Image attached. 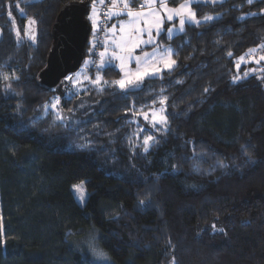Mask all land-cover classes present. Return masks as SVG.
<instances>
[{"label": "trees", "instance_id": "16d2710c", "mask_svg": "<svg viewBox=\"0 0 264 264\" xmlns=\"http://www.w3.org/2000/svg\"><path fill=\"white\" fill-rule=\"evenodd\" d=\"M80 1L20 0L26 17L38 22L37 41L22 35L17 43L8 4L22 33L27 19L16 10V0H0V73L19 77L0 80V218L6 240L0 264H82L93 238L111 264H171L173 257L175 264H264V62L236 67L248 49L264 43L259 14L264 2L197 6L201 18H222L187 25L172 40L161 35L178 53L173 57L178 66L162 80L146 79L142 90L127 94L115 86L101 93L85 81L81 87L87 91L69 98L80 86L62 80L48 88L39 75L59 12ZM83 1L90 13L92 0ZM181 2L169 0V5ZM249 12L258 14L239 19ZM88 41L84 61L97 58L99 64L103 43L90 51L91 35ZM85 67L83 76L94 78L96 66ZM245 72L247 78L232 83ZM100 74L109 82L121 78L115 64ZM162 87L171 129L163 136L133 115L141 107L148 110ZM56 96L71 124L55 121L54 112L45 114L43 106ZM141 127L145 131L139 132ZM149 134L160 139L149 153L132 147ZM86 141L89 149L76 147ZM242 146L254 165L247 163ZM193 148L206 154L203 172L192 170ZM218 161L229 166L221 168ZM82 182L90 196L85 207L72 192ZM146 192L151 205L141 208L138 201ZM213 224L224 231H214Z\"/></svg>", "mask_w": 264, "mask_h": 264}, {"label": "snow or ice", "instance_id": "6c2138e0", "mask_svg": "<svg viewBox=\"0 0 264 264\" xmlns=\"http://www.w3.org/2000/svg\"><path fill=\"white\" fill-rule=\"evenodd\" d=\"M225 0H183L177 6H170L169 0H92L91 4V14L88 15L87 19L91 22L93 35L97 31L105 32V39L103 41L104 50L98 53L100 57L99 64H96V75L91 77L84 75L83 81L81 80V72H76L74 75H66L64 77L65 81H68L73 86L83 85L85 81L96 86L97 90L101 93L105 91V86H115L119 88L123 93L127 94L132 89L142 90L146 79H163V73L166 70L171 73L178 65L177 60L173 57L178 55V53L171 47L165 46L161 42L162 33L166 32L167 39L172 40L177 33H185L187 25H194L195 27H201L205 24H210L211 22L222 18L223 14H205L203 17L197 15V6L200 5H223ZM264 2V0H262ZM97 3L100 5H106V9L103 13L97 11ZM248 5L253 4V0H246ZM7 16L12 23V30L15 32L17 43H20V38L22 35L28 37L32 43L37 41V30L32 27L38 22L34 17H26L25 8L21 6L20 0H16L15 8L20 13L21 16L26 17L27 23L24 26L25 30L22 33L20 27L17 26L15 18L12 13V5L8 4ZM258 13L249 12L246 15L239 17L240 20L246 19V16L255 17ZM261 15H264V8L260 9ZM105 22L113 21L110 26L105 25L101 27L100 21ZM178 22V26L172 22ZM169 23L171 26L165 28V24ZM3 34V29H0V35ZM92 51L96 46L98 41L95 39L91 42ZM109 48L111 52L109 53ZM150 48L151 50H146ZM258 51L264 53V43L259 44L257 47L248 49L245 55L238 58L236 67L239 70L241 62H254L259 65L264 62V54L258 57L254 54ZM232 56V53H228ZM107 57V59H106ZM118 61L119 71L122 73L120 79L113 80L111 82L103 79L100 74L103 69H105L112 61ZM85 65L90 63L95 64V61H84ZM135 65L134 67L132 65ZM255 72V69L251 70ZM264 72V69H261ZM248 72L244 73V77L234 76L232 78V83H239L241 79L247 78ZM260 79L261 77H257ZM18 80L19 77L14 74L0 73V80L8 82L10 80ZM63 83V81L61 82ZM176 83H182V81L177 80ZM6 87L11 88V84L7 83ZM86 87H79L76 91L69 92V98L72 96H78L81 92H86ZM166 89L163 87L157 94V99L152 101V106L145 110L144 107L134 111V116H141L148 122L152 128L156 129L161 135H167L170 129V120L167 114V100L168 96L164 95ZM209 88H205L204 92L208 93ZM61 103V97L56 96L50 103H46L43 108L45 114L48 112H54L55 121L65 124H71V121L66 117L63 112L58 108ZM159 104V108L155 106ZM19 107V105H18ZM80 108H84L83 102L79 105ZM131 110V109H129ZM74 109H69V112H73ZM133 123H138V121H133ZM145 131L144 128H140L139 132ZM139 132L136 133V139L140 140L141 137ZM131 144V139L129 140ZM194 143V142H189ZM160 144V139L154 135H146L142 138V143L139 145L132 144L133 148H142L145 154L149 153L153 146H158ZM77 148L81 150H87L91 147V142L86 141L84 143L76 145ZM242 153L247 157V163L255 164L256 161L252 160L250 154L247 152L246 148L242 146ZM206 154L203 152H197L193 148V157L196 160L192 164V170L195 172H203L200 164L204 162ZM218 166L221 168H227L229 165L223 161L217 162ZM173 171H178L177 166L173 165ZM214 171L215 168L213 167ZM158 179V177H156ZM73 192L77 199V202L81 206H85L90 199V196L85 192V184L82 182L80 184L73 185ZM151 192L145 193V198L138 201V206L141 208H147L151 205ZM115 219H119L116 217ZM213 230H218L223 232L224 229H216V225H212ZM6 243L3 237V224L2 218H0V246ZM91 253V258L89 254ZM96 261H102L103 264H111L110 258L106 252L100 249L93 238L88 242V251L83 254L82 264H95ZM171 264H175V257H173Z\"/></svg>", "mask_w": 264, "mask_h": 264}, {"label": "water", "instance_id": "95a60500", "mask_svg": "<svg viewBox=\"0 0 264 264\" xmlns=\"http://www.w3.org/2000/svg\"><path fill=\"white\" fill-rule=\"evenodd\" d=\"M89 7L83 0L70 3L59 12L52 27L53 45L45 69L40 73L41 83L48 88L57 87L66 75L82 68L85 49L92 33Z\"/></svg>", "mask_w": 264, "mask_h": 264}, {"label": "built area", "instance_id": "2783aa9c", "mask_svg": "<svg viewBox=\"0 0 264 264\" xmlns=\"http://www.w3.org/2000/svg\"><path fill=\"white\" fill-rule=\"evenodd\" d=\"M96 7H97V11L100 12V13H103L105 11V9H106V5L97 4ZM110 22L111 21L105 22V21L101 20L100 21L101 27H104L105 25L109 26ZM104 34H105L104 31H97V33L95 34V36L92 34V36H91L92 37V41L95 39L96 41H98L97 45L102 44L103 43V36H104ZM261 54H264V53L258 51L254 55L258 57Z\"/></svg>", "mask_w": 264, "mask_h": 264}, {"label": "rangeland", "instance_id": "374dc122", "mask_svg": "<svg viewBox=\"0 0 264 264\" xmlns=\"http://www.w3.org/2000/svg\"><path fill=\"white\" fill-rule=\"evenodd\" d=\"M91 14V12L89 13V15ZM172 23H175V24H177L178 22H172ZM109 26H110V24H109ZM169 26H171V24H169V23H167V24H165V28H167V27H169ZM32 27H34L35 28V25L34 26H32ZM91 30H92V26H91ZM92 34H93V31H92ZM92 34H91V36H92ZM162 34H164V33H162ZM1 36L2 35H0V39H1ZM91 40H92V37H91ZM146 50H151L150 48H148V49H146ZM111 52V48L109 49V53ZM88 60V59H87ZM86 61V60H85ZM92 61V60H91ZM94 61V60H93ZM99 61H100V58L98 59V63H99ZM114 64H115V66H117V69L119 70V68H118V61H115V60H113L112 61ZM92 64V63H91ZM96 64H97V58H96V61H95V64H93V66H96ZM84 65V68L80 71L82 74H81V78L83 79V74H85L86 73V71L88 70L87 69V67H85V66H87V65H85V63L83 64ZM89 65V64H88ZM133 67L135 66L134 64L132 65ZM120 75L122 76V73L120 72ZM80 87H81V85H80ZM78 184H80V183H78ZM72 192H73V187H72ZM85 192H86V190H85ZM73 194H74V192H73ZM86 194L88 195V193L86 192ZM74 197H75V195H74ZM75 200H76V203L77 204H79L78 202H77V199H76V197H75ZM80 205V204H79ZM81 206V205H80ZM81 207H85V206H81Z\"/></svg>", "mask_w": 264, "mask_h": 264}, {"label": "crops", "instance_id": "0c3cea01", "mask_svg": "<svg viewBox=\"0 0 264 264\" xmlns=\"http://www.w3.org/2000/svg\"><path fill=\"white\" fill-rule=\"evenodd\" d=\"M114 22H115V21H114ZM174 22H175V21H174ZM112 23H113V22H112ZM166 24H167V23H166ZM110 25H111V24H110ZM177 26H178V23H177ZM177 34H178V33H177ZM109 49H110V48H109ZM106 59H107V57H106ZM111 64H114V63L112 62ZM116 67H117V66H116ZM165 71H166V70H165ZM165 71H164V72H165Z\"/></svg>", "mask_w": 264, "mask_h": 264}]
</instances>
